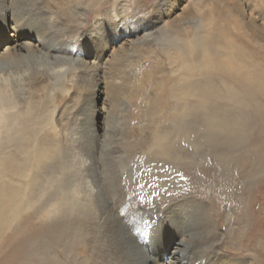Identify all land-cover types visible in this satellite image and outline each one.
<instances>
[{"label":"rangeland","instance_id":"374dc122","mask_svg":"<svg viewBox=\"0 0 264 264\" xmlns=\"http://www.w3.org/2000/svg\"><path fill=\"white\" fill-rule=\"evenodd\" d=\"M17 3L72 63L46 79L39 75L33 85L24 76L18 80L25 99L14 101L11 112L20 111L16 130H21L22 121L28 123L22 153L8 144L5 129L0 130V264L68 263L67 242L56 239L52 189L43 191L48 198L37 199V191L28 186L30 176H35L30 169L37 154L51 165L71 161L84 174L90 201L94 190L87 175L98 172V147L89 137L93 128L98 135L105 128L108 110L103 114L100 110L102 79L81 72L73 60H83L89 67L88 61L100 56L116 57L106 89H111L114 100L109 110L124 121L120 137L136 142L142 151L141 144L148 139L153 150L176 145L183 158V179L179 175L170 182L182 185L180 196L214 218L220 245L210 258L216 261L220 253L222 257L214 264H264V0H0V26H8L12 13L19 10L12 7ZM5 44L0 43V49ZM130 45L135 56L127 60L124 54ZM86 49L91 53L83 56ZM252 82L256 87L249 89L251 97L239 92V85ZM241 113L247 116L245 124L239 122ZM224 128L226 133L217 134L216 142L207 141ZM229 129L239 138L237 143L225 141ZM37 134L38 141L33 142ZM218 156L239 160L225 174L221 167L229 163L220 164ZM21 170H26V177L18 175ZM158 192L154 194L159 197L161 189ZM160 206L164 205L152 208ZM238 216L244 231L231 242L230 251L228 227Z\"/></svg>","mask_w":264,"mask_h":264},{"label":"bare ground","instance_id":"6f19581e","mask_svg":"<svg viewBox=\"0 0 264 264\" xmlns=\"http://www.w3.org/2000/svg\"><path fill=\"white\" fill-rule=\"evenodd\" d=\"M12 7L15 11L19 9L17 17L15 18L17 12L13 11L11 19H8V26L5 24L0 26V43L6 42L0 49V77L2 78L0 79V130L5 129L8 144L14 145V149L22 153L24 145L21 139L25 136V127L28 123L22 121L21 130H16L18 121L15 117L20 111L11 112L12 105L15 107L14 101L23 103L25 99L26 92L19 87L18 80L24 76V81L33 85L39 75L46 79L50 73L55 72V69L70 65L72 60L64 55L63 49L47 38V32L41 31L36 18L22 13L19 3ZM182 9L186 10V7L183 6ZM8 31L10 34L7 33ZM128 49L124 57L130 60L135 56V51L131 45ZM90 53L91 50H83V56H88ZM115 58L105 60L101 56L97 57L93 61H88L91 62L89 67L86 62L83 63V60L77 58H75L76 61L73 60L81 72L102 79L100 83L102 89L98 91L99 97L103 96L100 108L102 114L107 110L110 111V106L112 109L114 107L111 89L109 90V87L106 89V80L112 77L110 76L113 70L111 62ZM259 76L256 78L257 81ZM262 85L264 86V83ZM239 86V92L246 97H251L249 89L256 87L254 82L246 87ZM122 96L123 105L127 106L125 95ZM108 111L104 120L105 128L101 129L99 135L93 128L89 137L90 141L97 142L98 147L96 153L98 172L91 170L88 175L86 174L94 190L90 193V201L86 199L88 190H85L82 183L84 174L76 171L71 161L67 163L62 160L60 164L51 165L49 161L37 154L35 165L30 169V172H35V176H30L28 186L37 191V199L48 198L49 196H42L43 191L52 189L50 199L55 207L56 239L58 242L63 240L67 242V264H205L208 261L209 264H214L221 261V253L216 261H214L216 257L210 258L213 256V251L220 245L217 228L213 224L214 218L211 214L205 216L200 205L193 204L187 199L186 201L180 196L179 191L182 185H172L173 182H170V179L175 181L179 175L182 177L180 167L184 166L182 156L176 151V145L174 147L164 145L153 150V142L144 139L148 142L141 144L142 151L135 144L136 142H129L125 137H120L118 130L121 125H124V121L119 120L117 113L111 111L108 113ZM3 112L9 113L3 116L1 115ZM123 112L122 109L121 114L125 115L126 113ZM242 114L241 119L244 120L240 119L239 122L245 124L248 121L247 116ZM176 119L174 120L175 132L179 134L180 121ZM229 132L232 135L228 134L225 141L230 144L237 143L239 138L233 137L234 133H231V130ZM225 133L224 128L221 133H214L213 137L208 136L207 141L214 143L220 134ZM37 137L38 134L32 141L37 142ZM134 146L139 148L138 151L133 149ZM90 160L94 161L93 158ZM238 160L229 156L216 158L220 164L229 163L225 165L226 167H221L225 174L234 170L229 166ZM96 164H92L91 167L95 165L96 168ZM256 164L255 166L260 168L261 163L258 159ZM58 172L62 177L58 175ZM98 174L100 179H97ZM18 175L21 178L26 177V170H21ZM166 182L169 183L168 186ZM158 189H161L159 197L154 194L160 193ZM118 196L122 197L119 199ZM105 201L107 204L109 201L111 208ZM156 203H162L164 206H160L159 209L152 208V205ZM147 209L150 212H147ZM240 217L242 216L230 220L231 224L228 227V230H231L230 237L228 236L226 241L230 246L231 242L239 239L238 234L244 231L238 221ZM260 237L259 231L256 237L257 242L260 241ZM257 245L260 248V242ZM240 246L241 244L236 243V247L240 248ZM231 249L232 246L230 251ZM80 250H83L81 258ZM206 254L209 256L205 257ZM56 264H60L59 260Z\"/></svg>","mask_w":264,"mask_h":264}]
</instances>
